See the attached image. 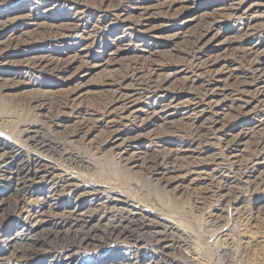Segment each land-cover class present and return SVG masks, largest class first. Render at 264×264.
I'll list each match as a JSON object with an SVG mask.
<instances>
[{"label": "rangeland", "instance_id": "1", "mask_svg": "<svg viewBox=\"0 0 264 264\" xmlns=\"http://www.w3.org/2000/svg\"><path fill=\"white\" fill-rule=\"evenodd\" d=\"M144 8L148 12L143 16ZM1 23L5 24L0 27V138L19 152L17 158L6 159V172L21 158L36 154L17 137L18 128L28 123L38 127L39 136L52 145L95 161L96 171L101 167L95 159L108 163L114 153L139 161L143 152L168 151L204 168L199 169L200 176L191 173L183 179L170 180L177 175L172 172L163 175L169 179V189L177 190H170L172 199L170 193L166 198L149 189L151 195H159L156 207L146 201L137 204L134 198L140 199V191L128 194L117 184L109 188L95 175L102 185L96 190L77 186L80 178L75 187L37 182L26 191L28 204L23 211L12 212L2 226L0 254L7 258L0 264H95L117 248L127 253L130 245L143 255L151 247L133 237L145 231L139 220L152 221L156 216L168 227L174 222V229H152L163 246L178 248L165 246L171 259L193 264V257L195 264H224L198 216L203 211L208 218L211 211L213 218H225L226 211L213 198L203 201L195 195L200 188L214 187L209 182L213 174L222 173L234 184L238 175L224 172L225 161L214 166L210 160L222 158L220 151L248 167L257 161L242 179L246 184L237 185L244 202L236 205L239 212H229V226L219 230L224 235L221 240L231 236L236 223L240 252L247 251L242 257L239 251L230 253L231 264H264V212L257 209L264 203V173L258 175L264 169V140L255 147L261 136L264 139V91H256L264 89V0H0ZM38 57L43 62L32 64ZM133 69L141 79L150 74L149 83L132 79ZM204 91L212 107L205 101L192 102L195 111L188 114L186 99ZM236 107L246 111L231 118ZM122 112L128 117L120 118ZM195 115L197 125H213L219 141L198 145L187 135L184 128L191 121L187 118ZM77 128L69 143L66 136ZM90 146L91 152L85 153ZM251 154L258 158L252 164ZM133 171L138 181L144 179L139 167ZM9 175L2 176L0 197L14 194L6 179ZM116 191L134 197L138 222H120L124 216L119 210L133 207L114 200ZM74 218L87 220L86 229L97 227L94 234L104 228L113 230L98 247H92V242L57 249L48 242L62 236L72 239V230L84 224ZM69 224L73 225L69 228ZM17 229L20 233L13 240L3 241L7 232ZM24 238L32 240L36 252L22 260L13 254ZM194 245L201 249L196 258Z\"/></svg>", "mask_w": 264, "mask_h": 264}, {"label": "bare ground", "instance_id": "2", "mask_svg": "<svg viewBox=\"0 0 264 264\" xmlns=\"http://www.w3.org/2000/svg\"><path fill=\"white\" fill-rule=\"evenodd\" d=\"M147 12L148 11H146V8H144L143 9V16L146 15ZM141 16H142V14H141ZM1 24L2 25L0 27L3 28L5 23L4 24L1 23ZM43 60H44V58L38 57V58L31 60V61H32V64H40L43 62ZM190 63H191V61H190ZM133 71L134 72L131 71L132 77L131 76L130 77L132 79L133 78L134 79H139V78L141 79V77H139L137 75V72H135V69H133ZM135 75H137V76H135ZM255 76H257V75H255ZM147 78L148 79H141L139 83H143V82L145 84L149 83L151 75L149 74V76ZM257 78H259V77H257ZM152 82H154V80H151L150 83H152ZM240 83H241V81H240ZM155 85H159V83L155 84ZM255 87H256V85H255ZM256 91H257V93L261 94L262 91H264V89H258ZM209 98H210V96L207 94L206 91H204L203 93H200L197 96H193V97L191 94L190 97H188L185 101V103L187 104L186 108H189L187 113L189 114L190 112L195 111L194 109H192V102H193V104H198L199 102L205 101L206 104L208 105V107L211 108L212 103H211V100ZM119 99L120 98H118V100ZM113 100H115V99H113ZM102 108L104 111L106 106H104ZM122 108L125 110V107L122 106ZM106 111L107 110H105L104 112H106ZM243 111H246V110H244V108H242V107H238V108L236 107L235 113L231 116V118H234L238 114H241ZM119 117L120 118L123 117V119H125L128 116L122 112V113H119ZM195 118H196V115L193 117H188L187 119H189L191 121H190V123H188L186 125V127L184 129H186L185 131H186L187 135L196 139L198 145H201V144L208 145L213 141V139L215 141L220 140L217 137V135H216L217 133L215 132L216 130L212 124L207 125V127L197 125ZM1 122L9 123V120L3 119V120H1ZM86 127H87V125H86ZM38 129L39 128L34 127L32 125V123L31 124L30 123L23 124V126L21 128H18V130H17V132H18L17 137H19V142H21V144L27 145V143H28L29 146L32 147L33 151L36 152V154L38 152L40 155L43 154L44 157L39 156V154H37V155L35 154V155H33V157H27L25 159L21 158L19 160V163L15 164L13 167H11L12 169L10 168L11 172H6V168L8 166V164H7L8 162L6 161V159L17 158L19 152H18L17 148H15L14 146H12L11 144L8 143V140L6 141V138L5 139L0 138V151H2V153H0V172H1L0 173V176H1L0 182H2V176H5V173H9L10 175L8 177H6V179L9 180L11 186L13 187V192H14V194H12V195L0 197V212L5 211L2 214L0 213V235L2 234L1 233L2 226L6 224L5 223L6 220L9 221L12 212L23 211L25 205L28 204L27 203L28 197H27L26 191L29 187H33L34 184H36L37 182L41 183L43 181L45 182L48 180L50 183L52 182V184L60 183V186H58V187H75L76 186L75 181L78 178H80L81 183L78 182L77 186L79 184V186H81V187H88V188L94 187L95 188V187H102V185H99L96 183V182L100 183V180H97V179L101 178L102 180H104L103 183L106 184V186L109 188L112 187L113 184H117L119 186L124 187V189L127 190L128 194L132 193V191H134V193L137 191H140L142 194V196L140 197L141 200L138 199L137 196H135V198L129 197V196L128 197L124 196V194L119 192V191L115 192L116 193L115 196L117 198H113L114 200L121 202V204L122 203L128 204L129 207L130 206L133 207L132 209H129V210L127 208H121L119 210L121 215L124 216V217H121L120 222H123L124 220H126V221L131 220V219L138 222V220H137L138 218L136 216H138L139 213L136 210H134L135 206L133 205L134 203H132V201H131L132 198L137 200L136 201L137 204L139 202L143 203L146 201V204L150 203L152 205H155V207H156V205H158V202H159V198H158L159 195H158V197H157V194L151 195V193H149V189H157V191L159 190V192L161 193V197L164 196L166 198H167L166 195H168L167 193H170L171 194L170 198L174 199L172 192L176 191L177 187H173L172 189H169V187H168L169 179L170 180L178 179V178L183 179L185 176H187L191 173H198V175H196V176H200L201 173H203V171L199 172V169L204 168V167H198V166L193 167L191 165V163H189V162L187 163V162H184L183 160H181V158L178 157L177 152L173 153L170 151L159 152V153L158 152H156V153L151 152L153 155L148 154L147 152H143L142 155L138 158L139 161H131V159L129 157H123L120 153H114L113 156L110 157L108 163H105V160L103 161L102 158L95 159L96 162L98 161V163L100 161V167H101L100 171L99 170L96 171L97 167L94 164L95 161L93 163H90L89 161H87L84 158L85 156L82 154H79V152H74L72 149L71 150L70 149H64V148H61L59 146L52 145V143L48 142L47 140L43 139V137L39 136L40 133L38 134ZM78 130H79V128H77L76 130H73L72 132L70 131L71 133L66 136V138L70 137V140L68 141L69 143L73 142L72 138L76 137ZM263 140L264 139L261 136L259 138V140L255 142L256 149L261 145V143H263L262 142ZM123 141H125V140H122V142ZM218 144H221V143L218 142ZM86 149L87 150L85 153L91 152V146L86 148ZM120 150H121V148H120ZM220 155L222 156V158H215V156L214 157L212 156L210 160L214 164V166L215 165L220 166L222 164V161H225V165L227 168H225L224 172H227L228 174L234 173L235 175H238V176H236L234 184L232 185L228 181L227 176H224V174H222V173L221 174L218 173L216 175L213 174L210 176L209 182H211V184H213L214 187L200 188L195 195L197 196V198H199L203 201H205L206 199H209V198H213L215 202L222 205V208L226 211V217L225 218H218V217L213 218V216H212L213 213H210L211 211L207 213L208 218L204 217L203 211L200 213V216H198V215L197 216L202 221V224H203L202 227L206 228L205 232L208 234V238L212 239V243H213L212 245L216 249L215 251H216L218 258H220V259L222 258L225 263L231 264V262H232L231 260L233 258L231 259L230 253L233 254V253H235V251L240 252V250H241V248H239V245L237 243L239 239L236 237L237 235H235L236 234L235 232L237 231V227L235 226L236 223H235V225H233V227H231L230 231L232 234H231V236L229 235L228 239L224 238L221 240V238L224 235L222 234L223 232H221V231L219 232V230H222V228L229 226V222L231 221V219H230L231 217L229 215L230 211L231 212L236 211V213L240 211L241 208L237 207L236 205L241 204L244 201L242 200L243 197L241 195H239V193L241 192L240 191L241 187H237V185H240V184L245 185L246 184L244 181H242V179H243V177L245 178V176L247 174H249L251 168L253 169V167L257 163V161H254V160H257L258 158H256V154H251V157L248 156L249 157L248 161L250 163L252 161H254L253 164L251 163L253 166L248 167V166H246V163L240 164V163H236L235 160L233 161L232 159H229L228 157H226L227 154L226 155L224 154V151H220ZM258 163H260V162H258ZM138 167L141 170H143L142 173L144 174V177H143L144 179L142 180V178H141L142 181L137 180L138 179L136 176L137 173H135V171H133V168H138ZM72 168L76 169V173L74 172L75 174H72V171H71V170H73ZM171 172L176 173L177 175L169 177V179L164 178L163 175H165L166 173H171ZM263 173H264V169H263V171L262 170L259 171L258 175L261 176ZM94 175L97 179L94 178ZM141 177H142V175H141ZM73 181L75 182V184ZM101 183H102V181H101ZM144 187H146V189H147L146 191L143 190ZM95 190H96V188H95ZM142 190H143V192H142ZM170 190H172V192ZM144 192H146V193L143 194ZM154 192H156V190ZM120 193H121V195H120ZM107 196H109V195H107ZM142 199L144 201H142ZM101 205L102 204L100 203L99 207H103ZM104 207H105V205H104ZM144 207H146V205ZM244 207H245V205H244ZM257 209H262V211L264 212V203L259 205L257 207ZM205 210H206V208H205ZM220 210L223 211L222 209H220ZM69 218H72V217H69ZM81 218H82V216H81ZM146 219H148V218H146ZM146 219L143 221L139 220V222H138L140 227L142 226V228H145V231L140 233V235L133 237V239L135 240V242L137 240L143 241L147 246H150L152 250H148V251L145 250V252L142 253L143 255H138L139 252L138 253L134 252V250H132L130 248L131 245L128 246L130 248V250H129V248H126L127 249L126 250L124 247V249L126 250L127 253H121V250H119L120 248H117V249H115V252H113L112 254H107L106 257L101 258L99 260V262H97L95 264H103L107 260H109V262L107 264H183L180 261L176 262L175 260L170 258L169 255L171 254V251H170V253L166 252V250H168V249L169 250H176L177 247H175L172 244L171 245L169 244V246H166L167 244L166 245L164 244V246H163L161 241L158 239V236H156L157 232L152 231V229L156 228V227H163L166 229L167 228L174 229V227H173L174 222H173V224L169 225V227H168V223H166V221L162 220L161 218H159L157 216L154 217V219L152 221L150 219L146 221ZM74 221L75 222L81 221L84 224H82L79 227H76L72 230V239H69L68 236H67L68 238L64 237L63 239H61L63 237L62 236L59 240L54 239V240H49L48 242L52 243V245L54 247H56L57 249L58 248L66 249L69 247L74 248V247H79L84 243L88 244V243H92V242H93L92 247H98V246L102 245V243H103V241H105V238L107 237V235H109V236L111 235V231L113 230V227H111V228L109 227L110 229L104 228L101 231V234L100 233L94 234L93 232H95L97 227H89L87 229L84 228V227H86L87 220H82V219L80 220V218L79 219L74 218ZM70 225H73V224H69V228L71 227ZM199 226H201V225L199 224ZM207 227H209V228H207ZM210 227H215V229L211 228V230H210ZM7 231H9V230H7ZM68 231H69V229H68ZM10 232H7V234L5 235L6 237L2 238L4 242L9 243V241L14 239L13 236H17L20 233V231L18 229L11 232V233ZM215 232H216V234L214 235ZM225 236H226V234H225ZM27 238H24V240H22V242L19 244L20 246L15 249L16 253H14L13 256L17 255L16 257L18 259H22V260L26 259V256H29L30 254H34L36 252L35 251L36 248L31 244L32 240L30 242H27ZM165 246L168 249H166ZM193 247L195 250H193L192 255H194V256L199 255L200 256L201 255V249H199L196 245H194ZM246 251L247 250H245V248H243V252H240L239 256H241V253H244ZM196 256H195V258H196ZM5 258H7V257L0 254V261L1 262ZM192 263L195 264L193 257H192ZM243 264H244V262H243Z\"/></svg>", "mask_w": 264, "mask_h": 264}]
</instances>
